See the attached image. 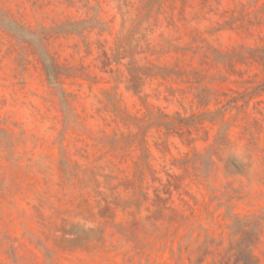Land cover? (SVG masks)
Returning a JSON list of instances; mask_svg holds the SVG:
<instances>
[{"label": "rangeland", "instance_id": "rangeland-1", "mask_svg": "<svg viewBox=\"0 0 264 264\" xmlns=\"http://www.w3.org/2000/svg\"><path fill=\"white\" fill-rule=\"evenodd\" d=\"M0 264H264V0H0Z\"/></svg>", "mask_w": 264, "mask_h": 264}, {"label": "clouds", "instance_id": "clouds-1", "mask_svg": "<svg viewBox=\"0 0 264 264\" xmlns=\"http://www.w3.org/2000/svg\"><path fill=\"white\" fill-rule=\"evenodd\" d=\"M228 155L235 157L237 163H240L243 166H246L248 163V154L246 149H244L243 147L240 146L236 147L235 149L230 151Z\"/></svg>", "mask_w": 264, "mask_h": 264}]
</instances>
